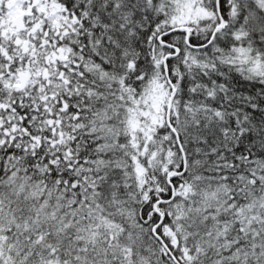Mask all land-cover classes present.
<instances>
[{
    "label": "snow or ice",
    "instance_id": "obj_1",
    "mask_svg": "<svg viewBox=\"0 0 264 264\" xmlns=\"http://www.w3.org/2000/svg\"><path fill=\"white\" fill-rule=\"evenodd\" d=\"M0 264H264V0H0Z\"/></svg>",
    "mask_w": 264,
    "mask_h": 264
}]
</instances>
